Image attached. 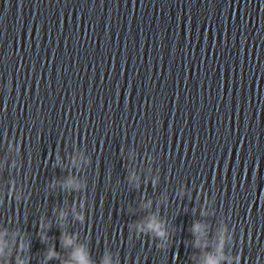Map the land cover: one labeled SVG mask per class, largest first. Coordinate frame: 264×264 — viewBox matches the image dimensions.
Here are the masks:
<instances>
[{
    "label": "water",
    "instance_id": "1",
    "mask_svg": "<svg viewBox=\"0 0 264 264\" xmlns=\"http://www.w3.org/2000/svg\"><path fill=\"white\" fill-rule=\"evenodd\" d=\"M82 252L264 264V0H0V264Z\"/></svg>",
    "mask_w": 264,
    "mask_h": 264
},
{
    "label": "clouds",
    "instance_id": "2",
    "mask_svg": "<svg viewBox=\"0 0 264 264\" xmlns=\"http://www.w3.org/2000/svg\"><path fill=\"white\" fill-rule=\"evenodd\" d=\"M69 183H71V181H69ZM78 218L83 219V217H78ZM147 227L150 231L155 232L160 237H163L165 235V232L162 228V225L159 222L155 221V219H153L151 222H149ZM199 227H200L199 223H195L193 225V231L194 232L197 231L199 229ZM63 243L65 246H67V245H70L72 243V240L70 238H68L67 236H64L63 237ZM56 256H57V254H56L55 250L50 249L48 252L47 259H52V258H55ZM73 260H74L75 264H90V260H89V257H88L86 252H82L79 256L74 255ZM17 264H24V262L18 261ZM104 264H109L107 259L104 261ZM215 264H220L219 259H217L215 261Z\"/></svg>",
    "mask_w": 264,
    "mask_h": 264
}]
</instances>
